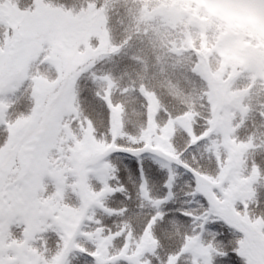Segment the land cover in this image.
I'll use <instances>...</instances> for the list:
<instances>
[{
    "label": "snow or ice",
    "instance_id": "1",
    "mask_svg": "<svg viewBox=\"0 0 264 264\" xmlns=\"http://www.w3.org/2000/svg\"><path fill=\"white\" fill-rule=\"evenodd\" d=\"M0 264H264V0H0Z\"/></svg>",
    "mask_w": 264,
    "mask_h": 264
},
{
    "label": "trees",
    "instance_id": "2",
    "mask_svg": "<svg viewBox=\"0 0 264 264\" xmlns=\"http://www.w3.org/2000/svg\"><path fill=\"white\" fill-rule=\"evenodd\" d=\"M119 19H120L119 14H113L112 22H113L114 27L117 29V31H119V28H120V25L118 24Z\"/></svg>",
    "mask_w": 264,
    "mask_h": 264
}]
</instances>
